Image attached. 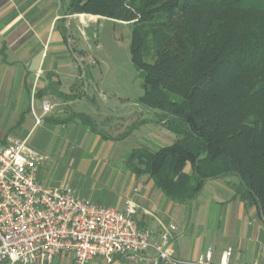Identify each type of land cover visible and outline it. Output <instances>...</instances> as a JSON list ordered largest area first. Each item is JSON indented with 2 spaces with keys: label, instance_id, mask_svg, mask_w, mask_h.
I'll return each instance as SVG.
<instances>
[{
  "label": "trees",
  "instance_id": "1",
  "mask_svg": "<svg viewBox=\"0 0 264 264\" xmlns=\"http://www.w3.org/2000/svg\"><path fill=\"white\" fill-rule=\"evenodd\" d=\"M69 12L131 25V60L144 79L135 103L166 113L154 115L178 136L156 151L133 149L128 170L180 204L210 180L237 177L264 223V0H69ZM73 119L109 140L86 114L55 122Z\"/></svg>",
  "mask_w": 264,
  "mask_h": 264
},
{
  "label": "crops",
  "instance_id": "2",
  "mask_svg": "<svg viewBox=\"0 0 264 264\" xmlns=\"http://www.w3.org/2000/svg\"><path fill=\"white\" fill-rule=\"evenodd\" d=\"M108 23L120 25L101 16L71 14L69 0H0V143L15 136L49 154L50 161L38 172L44 186H71L81 196L117 210H124L127 200L134 199L140 207L136 220L151 231L154 242L161 240L162 223L176 224L182 234L172 249L179 260H197L211 249L218 264L231 248L230 264H264V223L256 208L241 199L239 178L210 180L195 201L180 204L149 176H137L116 165L110 139L104 140L78 119L55 122L67 114L61 105L69 111L70 105L90 96L86 71L94 77L89 68L99 61L91 56L93 43L100 47V32ZM78 83L84 90L79 99L67 101L56 95H78ZM101 92L109 98L105 89ZM45 100L53 108L38 121ZM144 143L142 148H156ZM73 167L81 173L69 175L68 168ZM107 179L113 180L112 187L119 183L120 192L106 188ZM56 259L71 263L69 255ZM90 264L108 263L94 259ZM111 264L125 262L116 258Z\"/></svg>",
  "mask_w": 264,
  "mask_h": 264
},
{
  "label": "built area",
  "instance_id": "3",
  "mask_svg": "<svg viewBox=\"0 0 264 264\" xmlns=\"http://www.w3.org/2000/svg\"><path fill=\"white\" fill-rule=\"evenodd\" d=\"M53 106L42 105V116ZM50 156L28 142L8 136L0 143V264H54L71 256L70 264H90L96 258L108 264H215L207 249L197 260L174 257L172 244L182 234L174 223H162L161 240L136 220L139 205L128 200L124 210L101 206L73 187L44 186L38 172ZM232 249L218 264H230Z\"/></svg>",
  "mask_w": 264,
  "mask_h": 264
},
{
  "label": "rangeland",
  "instance_id": "4",
  "mask_svg": "<svg viewBox=\"0 0 264 264\" xmlns=\"http://www.w3.org/2000/svg\"><path fill=\"white\" fill-rule=\"evenodd\" d=\"M119 23L120 25L108 23L101 29L98 41L99 48L96 47L95 42L93 43L91 56L95 57L99 64L94 65V62L92 63L89 69L94 77L88 72L85 79V86L89 89L90 96L84 97L82 101L73 106L70 105L72 110H69V114L67 106L61 105L60 108H63L67 113L64 115L65 118L73 112L90 115L95 120L97 128L114 143L111 145V151L114 155L115 164L128 169L125 163L126 158L133 149L142 148V142L148 146L156 147L149 148L151 151H156L163 145L176 141L178 136L168 131L165 124L157 121L154 115L157 113L160 117L165 118L168 116L166 113L156 110L148 112L141 106L134 104L144 94V79L131 60V25L125 22ZM96 59H94L95 62ZM146 61L152 63L153 58L148 57ZM80 85L81 83H78L76 89L79 96L84 94ZM102 88L107 91L109 100L104 98L101 92ZM113 109H117L118 114L111 111ZM121 111L123 112L121 113ZM151 122H155L154 126L146 128L145 126ZM186 170L189 171L190 167L188 166ZM68 172L69 175H73L74 173H81V170L73 167L68 168ZM106 181L107 184L105 180L101 184L105 182L106 188L120 192L119 183H114L115 185L112 187L113 180L107 179ZM240 191L241 188H239ZM59 257L62 258V256ZM96 259L105 261L102 258ZM54 264H68V262L64 259H56Z\"/></svg>",
  "mask_w": 264,
  "mask_h": 264
},
{
  "label": "water",
  "instance_id": "5",
  "mask_svg": "<svg viewBox=\"0 0 264 264\" xmlns=\"http://www.w3.org/2000/svg\"><path fill=\"white\" fill-rule=\"evenodd\" d=\"M73 55H74V57L78 60V62H79V64L82 66V67H84V64H83V62L73 53ZM100 96H101V94H100ZM102 98H103V96H101ZM104 99V98H103Z\"/></svg>",
  "mask_w": 264,
  "mask_h": 264
}]
</instances>
